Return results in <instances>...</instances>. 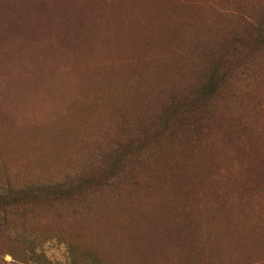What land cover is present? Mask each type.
Wrapping results in <instances>:
<instances>
[{
	"label": "rangeland",
	"instance_id": "obj_1",
	"mask_svg": "<svg viewBox=\"0 0 264 264\" xmlns=\"http://www.w3.org/2000/svg\"><path fill=\"white\" fill-rule=\"evenodd\" d=\"M0 264H264V0H0Z\"/></svg>",
	"mask_w": 264,
	"mask_h": 264
}]
</instances>
